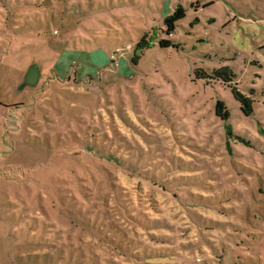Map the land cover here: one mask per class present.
Wrapping results in <instances>:
<instances>
[{"label": "rangeland", "instance_id": "rangeland-1", "mask_svg": "<svg viewBox=\"0 0 264 264\" xmlns=\"http://www.w3.org/2000/svg\"><path fill=\"white\" fill-rule=\"evenodd\" d=\"M0 264H264V0H0Z\"/></svg>", "mask_w": 264, "mask_h": 264}, {"label": "trees", "instance_id": "trees-1", "mask_svg": "<svg viewBox=\"0 0 264 264\" xmlns=\"http://www.w3.org/2000/svg\"><path fill=\"white\" fill-rule=\"evenodd\" d=\"M184 16H185V13H184V9L182 6H178V7L174 8V10L171 13H169L168 15H166L163 19L164 25L167 27L165 32L167 34H170L175 29L176 21L181 19ZM146 37H147V34L144 33V35L140 38V40H138L136 42V44L134 46L133 54H132V57L130 59L133 64H137L139 62L140 53H141L142 49L144 47H146V45L148 44L147 40L145 39ZM159 45L161 47H168L169 45H171V41L166 40V39H161L159 41ZM105 66H103V67H105ZM214 75L215 76L216 75L221 76L223 82H225V83L231 82L232 75H231V72L229 71V69L226 67L218 68L217 70H215ZM230 91H231L233 97L239 102V107H240L241 112L245 116H250L253 113L252 99L249 96L242 94L240 91L237 90V88L233 87L230 89ZM214 112H215V115L218 116L220 118V120L223 122H226L230 117L229 110L227 109L225 103L221 100L215 101ZM225 130H226L227 135L231 134V129H230L229 124L225 123ZM236 137H237V139H241L242 141H244V143L248 144V142L245 141L244 138H241L240 136H236Z\"/></svg>", "mask_w": 264, "mask_h": 264}, {"label": "water", "instance_id": "water-1", "mask_svg": "<svg viewBox=\"0 0 264 264\" xmlns=\"http://www.w3.org/2000/svg\"><path fill=\"white\" fill-rule=\"evenodd\" d=\"M39 72H37V69L33 66L29 69L27 76L25 77V80L29 84H35L38 80Z\"/></svg>", "mask_w": 264, "mask_h": 264}, {"label": "crops", "instance_id": "crops-1", "mask_svg": "<svg viewBox=\"0 0 264 264\" xmlns=\"http://www.w3.org/2000/svg\"><path fill=\"white\" fill-rule=\"evenodd\" d=\"M103 57H107L106 55H104L103 54ZM82 58L83 59H86V58H88V61H89V64H90V66L91 65H93L96 61H99L98 59H97V57L95 56V55H90V54H83V55H81V57H80V60H82ZM108 58V57H107ZM110 58V57H109ZM94 66V65H93ZM103 66H101V67H99V68H102Z\"/></svg>", "mask_w": 264, "mask_h": 264}]
</instances>
